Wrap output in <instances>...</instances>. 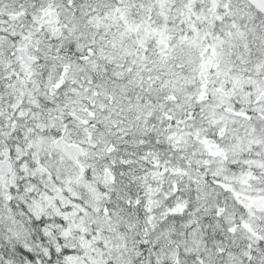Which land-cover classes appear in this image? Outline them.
<instances>
[{
	"label": "snow or ice",
	"instance_id": "obj_1",
	"mask_svg": "<svg viewBox=\"0 0 264 264\" xmlns=\"http://www.w3.org/2000/svg\"><path fill=\"white\" fill-rule=\"evenodd\" d=\"M0 264H264V0H0Z\"/></svg>",
	"mask_w": 264,
	"mask_h": 264
}]
</instances>
